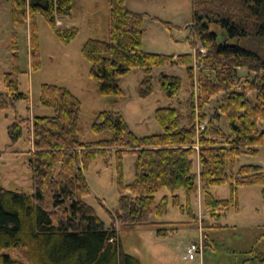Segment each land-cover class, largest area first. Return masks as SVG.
Here are the masks:
<instances>
[{
    "label": "trees",
    "instance_id": "16d2710c",
    "mask_svg": "<svg viewBox=\"0 0 264 264\" xmlns=\"http://www.w3.org/2000/svg\"><path fill=\"white\" fill-rule=\"evenodd\" d=\"M9 1L13 24L21 28L29 23L34 72L41 67L37 16L46 20L64 44L78 34L75 28L56 27L58 20L70 17L75 0ZM191 8V29L197 39L193 43L194 54L173 57L144 53V15L127 10L124 0H109V42L90 39L81 51L90 64L89 77L98 94L115 101L124 96L120 80L133 70L146 73L140 85V96L145 97L152 89L154 69H186L187 111L182 115L173 107L157 109L155 121L162 134L138 138L119 113L101 112L91 131L109 138L82 143L80 100L65 88L41 86L39 106L51 110L53 116L31 121L33 150L29 164L33 195L0 187V251L20 250L28 264H140L137 258L122 252L115 226H158L150 218H162L168 210L167 197L160 202L155 200L159 191H183L191 218L190 202L199 180L203 207L217 220L230 208L238 211L240 188L264 186L260 166H243L235 174L228 172L240 155L256 156L264 147V0H191ZM210 25L222 31L221 41L209 30ZM12 51L14 69L3 76L5 92L0 94V112L14 107L18 101L29 100L19 91L15 39ZM241 70H245L244 76L239 73ZM159 85L169 100H175L182 92V81L176 76L162 74ZM218 96L222 98L208 119L204 108ZM221 117L227 123L228 133L215 122ZM28 121L15 119L8 128L12 144L21 139L22 126ZM203 123L201 131L198 127ZM109 153H114L118 171L125 155L132 154L136 160L131 184L124 185L119 173V213L113 218L107 212L113 222L106 228L84 202L89 195L84 174L98 157L105 158ZM224 185L230 187L229 199L214 198L211 189ZM172 205H179L177 196ZM157 233L160 237L168 235L162 229ZM0 264L26 263L0 254ZM259 264H264V259Z\"/></svg>",
    "mask_w": 264,
    "mask_h": 264
},
{
    "label": "rangeland",
    "instance_id": "374dc122",
    "mask_svg": "<svg viewBox=\"0 0 264 264\" xmlns=\"http://www.w3.org/2000/svg\"><path fill=\"white\" fill-rule=\"evenodd\" d=\"M125 7L132 13L144 15V35L142 50L147 54L178 57L194 54L193 43L197 39L192 34L191 0H124ZM168 24L169 26H165ZM39 55L41 67L31 70L29 23L23 27L13 24L11 3L0 0V94L5 92L3 76L13 72L14 60L12 43L17 44V67L19 70V91L29 100L18 101L14 107L0 112V187L6 191L32 196L33 180L29 155L33 150L31 138L32 119L51 117L53 112L39 106L40 88L51 85L67 89L81 102L79 140L92 143L108 139L109 135H94L92 123L101 112L119 113L130 131L138 138L162 134L155 121V111L173 107L184 115L189 97V83L186 69L163 67L152 71V89L145 97L140 96V85L146 78L143 70H133L124 76L119 87L123 97L118 100L98 94L89 77L90 64L82 56L84 44L92 39L109 42V0H75L70 17L60 19L56 27L61 30L75 28L77 36L68 44L62 43L46 20L36 17ZM209 30L222 40V31L216 25ZM204 53V50H201ZM195 71L198 70L195 65ZM194 71V72H195ZM244 76L245 70L239 71ZM162 74L178 77L182 81V92L175 100L167 99L162 93L159 78ZM221 96L209 102L204 112L211 119L221 100ZM15 119L30 120L22 126V137L12 144L8 128ZM207 121V120H206ZM205 121V123H206ZM228 133L223 117L215 121ZM205 123L202 124L203 128ZM201 126V125H200ZM135 156L127 154L122 158L121 169L114 153L98 157L85 172L89 195L84 199L106 228L112 226V218L119 213L118 182L119 173L124 185L135 178ZM198 162V159H197ZM199 164L197 163V167ZM243 166H260L264 173V147L256 156L240 155L231 170L236 173ZM196 167V169H197ZM199 171V169L197 170ZM211 194L219 200L230 197L229 185L211 189ZM177 196L179 205L173 206ZM168 198V210L162 218L151 217L150 222L158 226L129 228L116 224L117 240L121 250L139 260L140 264H259L264 259V186L242 187L238 191V211L230 208L219 219L211 218L204 209L199 180L190 207V218L186 209V195L183 191L170 192L163 189L156 193L155 200ZM50 199L48 196L47 202ZM115 220V219H114ZM176 228L171 233L170 229ZM158 229L167 230L166 237L158 236ZM189 244L201 245L202 251L192 261L184 260L185 248ZM15 260H24L20 250H3Z\"/></svg>",
    "mask_w": 264,
    "mask_h": 264
},
{
    "label": "built area",
    "instance_id": "2783aa9c",
    "mask_svg": "<svg viewBox=\"0 0 264 264\" xmlns=\"http://www.w3.org/2000/svg\"><path fill=\"white\" fill-rule=\"evenodd\" d=\"M199 130H204L203 126H199L198 127ZM202 251L201 245L198 246L197 244H189L188 246H186L185 248V257L184 260H189L192 261L195 259L196 254L200 253Z\"/></svg>",
    "mask_w": 264,
    "mask_h": 264
},
{
    "label": "crops",
    "instance_id": "0c3cea01",
    "mask_svg": "<svg viewBox=\"0 0 264 264\" xmlns=\"http://www.w3.org/2000/svg\"><path fill=\"white\" fill-rule=\"evenodd\" d=\"M199 169V166L197 167V170ZM199 172V171H198Z\"/></svg>",
    "mask_w": 264,
    "mask_h": 264
}]
</instances>
